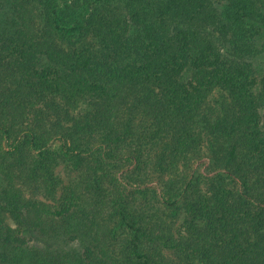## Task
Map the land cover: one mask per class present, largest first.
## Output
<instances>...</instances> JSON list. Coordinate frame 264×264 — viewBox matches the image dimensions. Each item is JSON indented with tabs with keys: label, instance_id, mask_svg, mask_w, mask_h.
<instances>
[{
	"label": "trees",
	"instance_id": "16d2710c",
	"mask_svg": "<svg viewBox=\"0 0 264 264\" xmlns=\"http://www.w3.org/2000/svg\"><path fill=\"white\" fill-rule=\"evenodd\" d=\"M2 135L0 264H264V0H0Z\"/></svg>",
	"mask_w": 264,
	"mask_h": 264
},
{
	"label": "rangeland",
	"instance_id": "374dc122",
	"mask_svg": "<svg viewBox=\"0 0 264 264\" xmlns=\"http://www.w3.org/2000/svg\"><path fill=\"white\" fill-rule=\"evenodd\" d=\"M3 144V135L0 137V144ZM1 147V146H0ZM53 147L57 150V152H60L59 154L65 155L63 151H61L60 143L54 144ZM58 157V156H57ZM59 158V157H58ZM57 168V174L55 175V193H46V191H42V193H39L38 189L33 184H27V183H21L20 187L24 191L25 195L32 198H40V196H43V198H53L50 196L51 194L55 195V198L59 196L65 185H67L70 182L71 177L73 178V175L69 173V171L66 169V164L64 162H59L58 165H56ZM211 162L208 157H204L199 161H196L195 168L198 171H201L202 173L206 174L207 170L211 171L214 169H211ZM215 173V172H214ZM51 184V183H50ZM154 186H159L156 182L153 183ZM53 185V184H52ZM125 186L128 188H131V185H129L127 182H125Z\"/></svg>",
	"mask_w": 264,
	"mask_h": 264
}]
</instances>
